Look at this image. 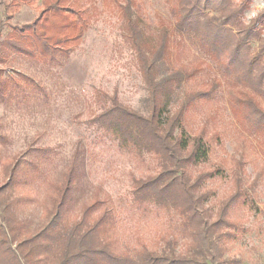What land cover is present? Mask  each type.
<instances>
[{
  "label": "trees",
  "instance_id": "obj_1",
  "mask_svg": "<svg viewBox=\"0 0 264 264\" xmlns=\"http://www.w3.org/2000/svg\"><path fill=\"white\" fill-rule=\"evenodd\" d=\"M103 1L121 20L147 94L139 109L108 98L92 119L122 151L150 165L146 174L133 176L128 205L137 226L156 217L163 231L147 241L124 239L117 208L100 199L71 219L66 181L47 221L19 238L22 226L11 205L21 198L7 194L18 183L16 164H9L0 185V264H237L226 255L239 228L232 211L253 209L264 175L261 163L262 171L245 181L246 165L264 160V16L246 19L251 0H155L162 11L151 21L145 0ZM1 3L2 26L22 4ZM81 5V0H42L35 20L4 35L0 28L1 63L12 52L48 61L69 56L85 31ZM35 85L0 68L2 101L26 99ZM215 100L229 104L239 132L229 163L234 189L216 207L207 183L224 168L203 169L213 150L209 116L199 131L192 126L195 108ZM246 135L255 148L246 147Z\"/></svg>",
  "mask_w": 264,
  "mask_h": 264
},
{
  "label": "rangeland",
  "instance_id": "obj_2",
  "mask_svg": "<svg viewBox=\"0 0 264 264\" xmlns=\"http://www.w3.org/2000/svg\"><path fill=\"white\" fill-rule=\"evenodd\" d=\"M20 1V9L0 25L3 35L13 26L28 24L40 15L42 0ZM81 2L85 31L81 40L72 45L69 56L59 54L54 61H48L12 52L6 62L0 61V68H5L7 74H23L37 85L33 91L29 89L31 95L26 99L21 96L13 102L0 100V185L8 176L5 167L16 164L18 183L7 194L11 199L21 198L11 205L15 222L22 226L19 238L47 221V213L61 201L66 181H70L65 196L71 219L84 205L100 199L117 208L124 239L135 243L137 236L138 241L154 239L163 231L161 220L154 217L149 224L137 226L128 205L133 176L146 174L150 165L122 151L113 135L92 119L108 106V98L116 97L127 106L141 108L147 94L145 84L135 55L122 35L118 15L103 0ZM145 2L150 12L148 20L152 21L162 6L155 0ZM261 15L264 16V0H251L246 19ZM261 107L264 108L262 99ZM193 115L196 131L209 116V133L214 136L211 159L203 169L224 168L207 183L211 203L216 207L234 189L229 163L239 132L225 101L199 104ZM245 141L246 147H256L253 137L246 135ZM261 163L263 158L257 165H246L245 181L249 183L258 169L262 171ZM255 188L253 209L241 206L232 211L239 228L229 241L226 255L236 258L237 264H264V175Z\"/></svg>",
  "mask_w": 264,
  "mask_h": 264
}]
</instances>
